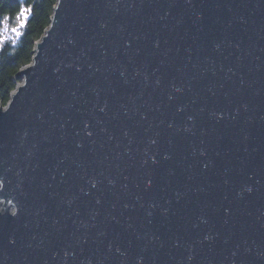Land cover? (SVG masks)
<instances>
[{
	"label": "water",
	"instance_id": "1",
	"mask_svg": "<svg viewBox=\"0 0 264 264\" xmlns=\"http://www.w3.org/2000/svg\"><path fill=\"white\" fill-rule=\"evenodd\" d=\"M0 107V264H264V0H57Z\"/></svg>",
	"mask_w": 264,
	"mask_h": 264
},
{
	"label": "trees",
	"instance_id": "2",
	"mask_svg": "<svg viewBox=\"0 0 264 264\" xmlns=\"http://www.w3.org/2000/svg\"><path fill=\"white\" fill-rule=\"evenodd\" d=\"M31 7V15L22 35L9 34L6 43L0 45V107H7L12 93L21 81L15 77L33 61L35 45L51 25L57 0H0V20L10 17L9 27L15 26L16 13L21 4Z\"/></svg>",
	"mask_w": 264,
	"mask_h": 264
},
{
	"label": "snow or ice",
	"instance_id": "3",
	"mask_svg": "<svg viewBox=\"0 0 264 264\" xmlns=\"http://www.w3.org/2000/svg\"><path fill=\"white\" fill-rule=\"evenodd\" d=\"M30 15L31 7L25 6L22 3L19 11L16 13L15 26L9 27L8 21L10 17L8 16H5L2 20H0V45L7 42L10 33L17 37L22 35V29L26 28Z\"/></svg>",
	"mask_w": 264,
	"mask_h": 264
}]
</instances>
